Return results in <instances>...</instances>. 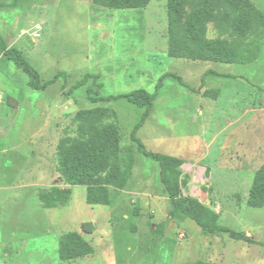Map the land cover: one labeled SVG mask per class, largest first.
I'll return each mask as SVG.
<instances>
[{
    "label": "rangeland",
    "instance_id": "374dc122",
    "mask_svg": "<svg viewBox=\"0 0 264 264\" xmlns=\"http://www.w3.org/2000/svg\"><path fill=\"white\" fill-rule=\"evenodd\" d=\"M181 1L183 14L171 32L166 0L136 10L90 0H0L6 42L18 39L12 47L42 80L57 72L66 78L65 88L59 78L44 91L31 90L26 75L0 54V264H264V200L250 198L254 175L264 168V0H248L244 13L223 0ZM207 4L200 39L250 62H214L185 34L189 16ZM240 17L244 32L236 30ZM207 70L233 78L208 76L200 84ZM164 73L188 88L163 80L140 142L180 162L181 197L209 207L218 225L252 242L204 235L184 216L168 220L158 165L129 140L144 110L122 100L91 103L85 95L87 87L96 89L91 80L68 92L91 74L102 97L152 93ZM90 144L102 150L97 158L104 167L89 178L105 189L108 202L101 206L86 204V187L70 186L59 165L70 149L71 160L88 162L79 149ZM118 174L125 176L122 190L113 187ZM52 189L70 196L44 209L39 192ZM82 223L93 224L84 235L93 252L59 261L58 237L80 232Z\"/></svg>",
    "mask_w": 264,
    "mask_h": 264
},
{
    "label": "trees",
    "instance_id": "16d2710c",
    "mask_svg": "<svg viewBox=\"0 0 264 264\" xmlns=\"http://www.w3.org/2000/svg\"><path fill=\"white\" fill-rule=\"evenodd\" d=\"M92 5L104 7L111 10H136L145 8L151 0H90ZM225 4L239 13H244L250 4L248 0H223ZM3 7L0 4V8ZM166 7L169 16V30L172 32L174 25L181 19L183 14L181 0H166ZM211 6L207 4L205 8L193 12L186 24L185 34L188 38L205 54L211 55V60L218 63H248L250 58H243L226 49L222 44L217 42H207L200 39V28L202 22L210 18ZM246 17H240L237 21L236 30L244 32L242 23L246 22ZM0 54L5 59L11 61L14 66L27 77V87L35 91H44L50 85L54 84L59 78L63 79L62 88H65L64 72H57L52 78L42 80L38 71L29 63L27 58L18 50L9 47L0 33ZM208 76L215 78H233L230 75L221 74L211 70H207L201 77L200 84H203L204 79ZM170 78L183 87L188 86L174 73H164L161 75L153 89L152 93L144 89H136L125 94L112 95L102 97L99 95L101 88L97 84L98 76L85 74L79 80L75 81L69 88L68 92L77 90L87 84L89 80L95 84L96 89L93 91L90 87L86 88V98L91 103L96 102H116L119 100L125 101L138 109H143V113L138 122L132 127L129 140L135 146V151L146 158L154 161L158 165V176L160 183L167 195L170 209L167 213V219L173 221L177 216H184L192 221L204 235L225 234L230 239L244 242H252L242 232H235L227 227L217 224V216L215 212L207 206L190 201L180 196L178 180L180 177V162L172 157L160 153L147 151L144 145L138 138V131L143 126L152 109L153 101L158 93V90L163 85V80ZM6 104L9 107H15V102L11 99H6ZM114 146L116 144L114 143ZM80 153L89 159L88 162H83L79 159L71 160L68 152H73V149L67 153H62L59 159V165L62 170V176L70 186L86 187L85 202L91 206H101L108 202L105 189L94 180H90V176L94 175L98 170L104 167V163L99 162L97 154L102 153V150L93 144L83 146L79 149ZM65 152V151H64ZM113 187L115 190H122L125 186V176L122 174L116 175L113 179ZM70 196V191L67 189L58 190L52 189L49 192H39V202L44 209H53L61 204H64ZM250 198L255 204H260L264 200V168L258 170L253 179V185L250 191ZM162 227V224L158 225ZM93 232L92 223H82L80 232H68L62 234L57 240V257L61 262H68L78 258L90 255L93 250L89 243L83 238L84 235H89ZM264 247V243H259ZM202 264V263H200Z\"/></svg>",
    "mask_w": 264,
    "mask_h": 264
},
{
    "label": "crops",
    "instance_id": "0c3cea01",
    "mask_svg": "<svg viewBox=\"0 0 264 264\" xmlns=\"http://www.w3.org/2000/svg\"><path fill=\"white\" fill-rule=\"evenodd\" d=\"M0 4H2L1 2H0ZM21 32H23V31H21ZM21 32H20V34H21ZM3 39L5 40V38L3 37ZM10 41H11V43H7L6 42V40H5V42L7 43V45L9 46V47H12L13 45H16V44H18V43H16V42H18V39H15L14 40V38L12 37V38H10ZM12 48H14V47H12ZM16 49V48H15ZM83 236V238H84V234L82 235ZM79 259V258H78Z\"/></svg>",
    "mask_w": 264,
    "mask_h": 264
},
{
    "label": "built area",
    "instance_id": "2783aa9c",
    "mask_svg": "<svg viewBox=\"0 0 264 264\" xmlns=\"http://www.w3.org/2000/svg\"><path fill=\"white\" fill-rule=\"evenodd\" d=\"M2 101H3V98H2V95L0 93V104L2 103Z\"/></svg>",
    "mask_w": 264,
    "mask_h": 264
},
{
    "label": "water",
    "instance_id": "95a60500",
    "mask_svg": "<svg viewBox=\"0 0 264 264\" xmlns=\"http://www.w3.org/2000/svg\"><path fill=\"white\" fill-rule=\"evenodd\" d=\"M205 177H208V170L205 172V175H204Z\"/></svg>",
    "mask_w": 264,
    "mask_h": 264
}]
</instances>
